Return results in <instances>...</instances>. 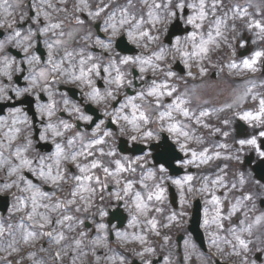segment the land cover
<instances>
[{"label":"flooded vegetation","instance_id":"af4514ba","mask_svg":"<svg viewBox=\"0 0 264 264\" xmlns=\"http://www.w3.org/2000/svg\"><path fill=\"white\" fill-rule=\"evenodd\" d=\"M108 2L91 0L89 11L78 13L77 0H0V230L4 231L0 233V262L253 264V257L254 264H264V219L257 223L258 217H264V207H241L245 214L240 212V221L230 215L220 223L224 231L212 221L218 213L209 214V210L217 209L219 195L208 181L229 180L221 167L230 166L239 172L247 153L242 159L211 160L213 156L205 155L227 144L230 129L234 137H251L246 135L251 128L234 120L235 111L243 113L240 109L245 100L237 104L223 100L232 91L229 81L234 73L220 71L236 64L235 71L243 72L242 61L257 51L264 52V33L249 28L255 21L264 24V0H204V20L199 19L201 0H174V4L140 0L137 8L131 7L129 20L110 14ZM177 18L183 21V36L175 39L183 38L176 52L183 54L185 61L183 106L189 112L183 115V128L191 137L201 134L199 145L182 141L168 130V123L156 122L152 114L139 111L140 101L128 93L135 81L134 70L144 60L139 55L150 56L163 70L166 53H170L165 37ZM190 18L195 23H189ZM216 21H222L218 37ZM142 32L147 33L144 39H149L150 45L137 41ZM209 35L214 42L202 57L195 56L197 46ZM123 36L136 52H130L129 46L117 48ZM126 57L132 59L121 63ZM259 61L256 58L257 68ZM117 75L122 78L119 83ZM221 77L223 82L216 83ZM226 84L230 89H221L220 85ZM94 90L99 93L95 98ZM172 98L163 101L169 103ZM157 106L163 108L155 102L153 107ZM205 108L209 109L202 115ZM141 113L148 118L146 122L140 119ZM125 116L128 121L137 117V127L124 120ZM147 132L152 135L147 136ZM164 134L172 135L179 152L163 142ZM209 136L220 144L217 146ZM57 145L62 149L59 157ZM224 149L234 155L227 146ZM72 155L77 159L72 160ZM205 156L209 157L206 161ZM261 156L253 154L252 161ZM165 158L166 163L161 161ZM22 159L29 163L22 165ZM116 161L124 166L119 173ZM93 162H97L96 168L91 167ZM172 162L176 168L168 166ZM81 167L88 171L81 173ZM210 171L220 176L210 178ZM74 176L94 178L78 183ZM189 176L191 180H187ZM53 178H57L55 182ZM176 180L181 184L174 183ZM80 184L84 188L73 196ZM89 188L91 191L86 190ZM225 191L220 195L225 198L223 211L228 212L230 199L224 196ZM136 193L147 204L146 212L137 209ZM154 193H160L161 199L153 196L148 200ZM194 193L201 200V208L198 225L190 227L194 211L191 201L197 200L192 197ZM150 221H155L154 228ZM231 226L239 227L252 245L263 248L262 252L247 250L250 256L242 247L240 252L227 247L236 237L227 232ZM15 230L20 231L21 249L8 255L1 245H7L14 235L8 236L6 231ZM220 233L221 242L216 238ZM59 237L70 243V250L59 245ZM81 237L85 251L82 260L75 256L73 246Z\"/></svg>","mask_w":264,"mask_h":264},{"label":"rangeland","instance_id":"374dc122","mask_svg":"<svg viewBox=\"0 0 264 264\" xmlns=\"http://www.w3.org/2000/svg\"><path fill=\"white\" fill-rule=\"evenodd\" d=\"M77 1H78V4L76 5V9L78 10V13H80V12L87 13V11H89L88 9L90 8V2H91V0H77ZM108 1L109 2H108V5H107V8L110 11V14H112V12H114L116 14V16H122V18L123 19H126V20H129L131 18V16H130L131 13H129V11L131 10V7L132 8H135L132 5V3H135V0H108ZM169 1H173V0H167V2H169ZM116 3H117L118 6L116 5ZM152 5H153V3H152ZM46 13H48V12H46ZM96 13H98V12H96ZM26 14H27V12H26ZM219 27L222 28V25H220ZM137 41L140 42L141 44H143V43L146 44L145 41H147V45H150L149 39H147V40L144 39V36L138 38ZM177 42L179 43L180 41H177ZM139 56L142 57V58H144V60H145V66H144L145 69H152L153 68V65L155 66V62L152 61V59H151L150 56H146L144 54L142 56L141 55H139ZM202 56H203V53L199 57H202ZM147 58H148V61H147ZM252 59H255V64L253 65V68L252 69H250V68H244L242 70H251V71H253V69L256 70V67H255V65H256V58L252 55L249 59H246V60H252ZM125 78H126V74H125ZM222 82H223V80H222V77H221V79L219 81H217L216 83H222ZM259 85L261 86V88H263V91H264V77L259 78L257 80V82H253L252 83V86H249V87H248L247 84H242V85L239 84V85H237L236 86V90H237L236 91V94L235 95H230V94L227 93V95L225 97H223V100H228V101L231 100V103H234V104H237V103L241 102L242 100H249L252 97V96L249 97V95H255L256 87L257 86L259 87ZM220 87H221V89L222 88L227 89V90L230 89V85L229 84H226L225 86L220 85ZM156 88L158 89L157 85H156ZM151 91H152L151 90V87L148 84L147 85L146 93L149 94ZM170 91H172V88H169V90L166 91V93H169ZM219 93H222V90L219 91ZM209 95H213V92H210ZM157 96H159L161 99L164 98V95H162V94L157 95ZM179 98H177L176 101H174L173 106L176 103H180L181 101H183V99L180 100ZM139 99L140 100H143L141 97ZM173 108L175 109V107H173ZM181 108L182 109H185V107L183 106V103L181 104ZM208 109L209 108H205L202 111V113H206V111ZM139 111H142V112H145L146 113V109H144V108H139ZM176 111L179 114H182V119L179 120L180 119V116H179L178 119H177V117L171 118V117L167 116V122H169V126L175 124V125H177V127H178V129L180 131L186 132V130L183 128V126H181V125H183V112L182 111H178V110H176ZM198 120H200V119H198ZM263 124L264 123H262V122L261 123H257V124L253 123L251 129L248 130V132L246 133V135H256V134H258V132L262 131L261 129L263 127ZM175 133L177 134L178 137H180L186 143H188L189 140H191V135H189L190 133H188V132H187L188 133V136L187 137L180 135L178 132H175ZM257 138H258V136L255 138V140ZM248 145H249L247 147L248 148V152L255 153L256 150L258 149L259 143H258V141H256V144L255 145H251V144H248ZM214 155H216V154H214ZM244 169L245 170H242V174L245 173V174L248 175V172L249 173L251 172L246 167ZM208 184L209 185H212V187H213L214 184H216L217 188H223L224 185H225V184H222L221 185V183H220V181H219L218 178L216 180L208 181ZM232 188H234V187H232ZM228 190L230 191V189H228ZM239 192H241V189H239ZM259 196H264V190L259 191ZM228 199H230V207H229V211H228L229 213L223 211L225 198L222 197V196H219V198L216 197V203H217V201L219 202V205H217V209L218 210L217 209L216 210H209V214H211L212 216H215L218 213V218L212 219V221L214 223L217 222V223L220 224V223L223 222L224 218H228L230 215L231 216H234V215H236L237 212H241L243 215L245 214L242 211V208L241 207L243 206V204L245 202L249 201L248 198L244 199L242 196H235V197H228ZM182 205H183V201H182ZM234 205H235V210L233 209V206ZM36 216H38V215H36ZM133 221H134V219H133ZM249 221H245V222L247 224H249ZM250 222H254V220H251ZM253 224L254 223H250V225H253ZM244 226H247V225L244 224ZM244 228H246L247 230H249V227H244ZM219 229H221L222 231H224V229H226V228L224 227V225H221V226H218V230ZM232 229H235L236 231L235 230H232ZM238 229H239V227H233V226H231L230 230H227V232L228 231H231V234H235L236 236H239L240 239L244 240L246 246L240 245L239 242L236 240V237H235V240L233 242H231V244L229 246H227V247H229L230 249L232 248V249L236 250L237 252H240L242 250L241 247L243 248V250L244 249H248L249 250L250 247H251V245H252L251 244V241H250L251 238H248L246 233H245V237H244L242 235V231L241 230H238ZM1 232L4 233V231L0 230V233ZM8 233H13L14 235L11 236V237H9V240L7 241V245H1V246H2V248H4L7 251V254L10 255V253L15 252L14 250L16 248L15 247L16 240H20V237L21 236H20V231H17V232L8 231L7 234ZM8 236H9V234H8ZM216 238H219V241L221 242V240H222V233H220L219 236L216 235ZM82 239H83V237H81L78 240H75L74 243H73L74 250H75V256H78L80 258V260H82L84 258V255H85V251L83 249V246L81 245L82 244L81 243V240ZM56 240L58 241V238H56ZM58 243H59V245L64 246L66 249L70 250V243L69 242H66L64 239H61L59 237ZM258 249L259 250L260 249L263 250V248H261V247H259ZM244 251H247V250H244ZM250 256H253V255L250 254ZM251 262L254 264L253 257L251 258ZM11 263H13V262H11V261L7 262V264H11ZM31 264H36V263H33V261H32Z\"/></svg>","mask_w":264,"mask_h":264},{"label":"snow or ice","instance_id":"6c2138e0","mask_svg":"<svg viewBox=\"0 0 264 264\" xmlns=\"http://www.w3.org/2000/svg\"><path fill=\"white\" fill-rule=\"evenodd\" d=\"M5 2H6V0H5ZM193 7H195V6L193 5ZM199 7H200L199 19L200 20H204L205 17H206V13H205V10H204V0H201ZM245 15H247V13H245ZM189 23H195V21L190 18L189 19ZM221 23H222V21H216V25H217V28H216V36L217 37L218 36H221V32L219 30V26H220ZM196 26L199 28L201 25L200 24H197ZM52 27H59V25H52ZM252 27L257 28V29L260 30L261 33H264V24H262L260 21H255L254 23H249V28H252ZM44 31H48V29H44ZM16 35L18 36L19 33H16ZM129 35L131 36V33H129ZM141 35L142 36H147V33L142 32ZM193 39H195V35H193ZM213 42H214L213 37L211 35H209L208 40H202L201 43L197 46V49L198 50L194 53V55L195 56H200L202 53H206L208 51V47L207 46L210 43H213ZM98 43H100V42L98 41ZM2 46L3 45L0 44V47H2ZM185 55L187 56L188 53H185ZM254 57L255 58L264 57V52L257 51V52L254 53ZM160 58H162V57H160ZM131 59H132L131 57H126L124 60L121 61V63H127ZM81 63H83V61ZM242 63H243V65H244L245 68L252 69L253 68V65L255 64V59H252V60H244V61H242ZM93 67L95 68L96 66L93 65ZM230 67L235 68V67H237V65L236 64H231ZM141 71H144V69L142 68ZM41 75L43 76L44 74L41 73ZM84 75H85V73L83 72V70H81V77H83ZM169 75H172V73H169ZM81 77H76V79H80ZM121 79L122 78L119 75H117L116 82L119 83L121 81ZM160 94H162V93H160L157 90V88H153L152 91L149 93V95H160ZM96 95H99V93L94 90V98H95ZM168 95H171V92H169ZM182 103H183V101H181L180 103H176L174 106L173 105H169L168 107L169 108L175 107L176 110L182 111L184 116H188L189 115L188 110L181 108V104ZM133 107H135V106H133ZM49 115H51V112H49ZM171 115H172V112L166 111L164 113H161V118L163 119V117H165V116H169L170 117ZM202 115H206V113H202ZM84 119H88V117H84ZM136 119H137V117L133 116L132 120L131 121H128V117L127 116L124 117V120L128 121L129 123H131L134 128L137 127ZM140 119H142V120H144L146 122L148 118L146 116H144L143 113H141ZM243 119L249 120V121H260V122L264 123V99H261L259 101V110L255 114H253L252 112H247V113H245ZM168 130L169 131H172V132H178L180 135L185 136V137L188 136V133L187 132L180 131L178 129L177 125H175V124L174 125H171ZM17 131H18V129H17ZM57 134H59V133H57ZM145 134L147 136H151L152 135L151 132H147ZM105 135H110V133H105ZM260 135L264 136V133H260ZM132 139L135 140L136 137L133 136ZM97 143H100V141H97ZM240 143L241 144L247 143V144L255 145L256 144V140L255 139L241 140ZM182 147H183V145H182ZM61 153H62V149L60 148V145H57V156L59 157L61 155ZM19 155H20V153L18 152L17 153V156H19ZM80 155H83V153H80ZM193 155L195 156V153ZM202 155H204V154H202ZM261 155H264V152H262ZM71 159L72 160H76L77 159V156L76 155H72L71 156ZM207 159H209V157L205 156V161ZM28 163H29V161H27V160H23L22 159V161H21V164L22 165H27ZM57 163H59V161H57ZM116 164H117V169H116V172L117 173H119V172H121V171L124 170V166L120 163V161H116ZM97 166H98L97 165V162H93L91 164V167L92 168H96ZM13 171H16V169H13ZM87 171H88V169L86 167H81L80 168V172L81 173H86ZM104 172L105 173H108L109 170L107 168H104ZM41 175H44V173H41ZM57 178L62 179V177H57ZM57 178H53V182H55V179H57ZM93 178L94 177H91V176H74L73 177V179L76 180L78 183L82 179L91 180ZM191 179H192L191 176L187 177V180H191ZM174 183H176L177 185H179V184H181V181L180 180H176V181H174ZM131 187H132V185H131V183H129L128 184V189H131ZM80 188H84V185L83 184H80L79 185V188L77 189V191L73 192L72 195L73 196L77 195L78 192H79V190H80ZM86 190L87 191H91L90 188L89 189H86ZM153 196H155V198L157 200L158 199H161V194L160 193L149 194L148 197H147V199L148 200H152L153 199ZM136 199L138 201V203H137V209L140 210V211H142V212H146V210H147V204L143 203V201L141 200L140 193H136ZM35 203H36V201H35V196H34L33 197V211L34 212L36 210ZM69 203H71V201H69ZM217 203H218V201H217ZM233 209L235 210V205L233 206ZM29 219H31V216L29 217ZM66 219H67V217H66ZM262 219H264V217H258L257 218V223H259ZM150 224H151V226L153 228L155 227V221H150ZM245 230H247V229H245ZM28 235L31 236L32 233H29ZM138 239H139V237H138ZM236 240L239 242L240 245L246 246L244 240L240 239L239 236H236Z\"/></svg>","mask_w":264,"mask_h":264}]
</instances>
